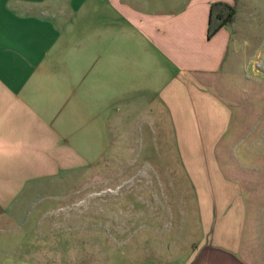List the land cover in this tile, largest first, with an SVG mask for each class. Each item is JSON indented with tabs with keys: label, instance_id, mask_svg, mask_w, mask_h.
I'll use <instances>...</instances> for the list:
<instances>
[{
	"label": "crops",
	"instance_id": "obj_1",
	"mask_svg": "<svg viewBox=\"0 0 264 264\" xmlns=\"http://www.w3.org/2000/svg\"><path fill=\"white\" fill-rule=\"evenodd\" d=\"M217 1L233 2L0 0V214L2 201L17 196L24 179L89 163L82 153L81 160L72 155L69 132L100 130L104 116L136 119L166 111L197 197H209L200 200L206 235L191 260L237 264L246 201L237 207L242 216L231 215L239 196L232 190L233 201L223 199L228 219L219 222L212 199L228 195L216 150L233 118L211 86L232 34L223 27L207 38ZM261 168L264 175L263 159Z\"/></svg>",
	"mask_w": 264,
	"mask_h": 264
},
{
	"label": "rangeland",
	"instance_id": "obj_2",
	"mask_svg": "<svg viewBox=\"0 0 264 264\" xmlns=\"http://www.w3.org/2000/svg\"><path fill=\"white\" fill-rule=\"evenodd\" d=\"M236 2L227 61L210 81L233 116L216 150L228 195L212 199L216 220L225 221L223 199L233 201L239 190L231 215L242 216L241 199L247 209L237 264H264V0ZM153 97L159 104L155 91ZM99 128L67 136L72 155H86L88 164L57 175L41 171L2 201L0 264L198 263L191 258L206 235L200 200L209 197H197L171 115L104 116Z\"/></svg>",
	"mask_w": 264,
	"mask_h": 264
},
{
	"label": "trees",
	"instance_id": "obj_3",
	"mask_svg": "<svg viewBox=\"0 0 264 264\" xmlns=\"http://www.w3.org/2000/svg\"><path fill=\"white\" fill-rule=\"evenodd\" d=\"M234 1V4L225 1H217L211 4L208 39H211L223 27H230L234 24L237 14V0Z\"/></svg>",
	"mask_w": 264,
	"mask_h": 264
}]
</instances>
